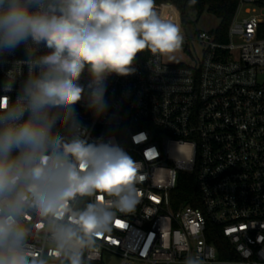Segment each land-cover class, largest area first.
Masks as SVG:
<instances>
[{
  "label": "built area",
  "instance_id": "1",
  "mask_svg": "<svg viewBox=\"0 0 264 264\" xmlns=\"http://www.w3.org/2000/svg\"><path fill=\"white\" fill-rule=\"evenodd\" d=\"M154 10L179 27V48L190 62H167L146 50L135 57L132 74L107 78L103 117L95 118L85 100L74 105L91 140L114 138L143 165L134 211L118 214L124 226L97 238L84 260L184 264L199 251L206 264H264V0H239L226 40L216 29L187 35L171 1L154 3ZM49 53L42 43L0 58V102H14L29 56ZM89 69L79 81L85 98ZM54 131L72 136L59 123ZM183 174H195L199 205L174 203ZM93 199L77 197L71 206ZM25 212L20 222L28 229L30 262L63 264L47 219Z\"/></svg>",
  "mask_w": 264,
  "mask_h": 264
},
{
  "label": "clouds",
  "instance_id": "2",
  "mask_svg": "<svg viewBox=\"0 0 264 264\" xmlns=\"http://www.w3.org/2000/svg\"><path fill=\"white\" fill-rule=\"evenodd\" d=\"M182 41L154 0H0V58L22 46L50 49L29 56L14 102H0V264H32L20 222L26 208L47 219L55 255L66 264H85V251L97 247L118 214L134 211L143 165L114 138L91 140L74 105L85 100L95 118L103 117L111 74L130 75L138 53L163 56ZM86 66L85 98L79 81ZM58 123L70 139L54 131ZM77 197L94 199L74 209ZM184 264H206V257L197 251Z\"/></svg>",
  "mask_w": 264,
  "mask_h": 264
},
{
  "label": "trees",
  "instance_id": "3",
  "mask_svg": "<svg viewBox=\"0 0 264 264\" xmlns=\"http://www.w3.org/2000/svg\"><path fill=\"white\" fill-rule=\"evenodd\" d=\"M171 1L174 3L181 13L182 20H185L187 9L192 7L197 15H201L207 11L219 18L220 22L216 28L218 38L226 40L228 28L238 6L239 0H154V3ZM143 53L138 54H144ZM198 196V187L195 174H183L176 191V199L174 203H191L199 205L198 200L194 199ZM66 264L65 258L62 259ZM85 264H102L100 262H87Z\"/></svg>",
  "mask_w": 264,
  "mask_h": 264
},
{
  "label": "rangeland",
  "instance_id": "4",
  "mask_svg": "<svg viewBox=\"0 0 264 264\" xmlns=\"http://www.w3.org/2000/svg\"><path fill=\"white\" fill-rule=\"evenodd\" d=\"M219 18L214 14L207 11L203 12L201 15H197L194 8L189 7L187 9L185 20H183V25L185 27L187 35L193 34L195 31H212L215 30L219 25ZM238 41V40H237ZM196 47L194 44H190V48ZM164 59L167 62H190V58L185 51L177 48L171 53L165 54ZM119 262L118 259L114 260V264Z\"/></svg>",
  "mask_w": 264,
  "mask_h": 264
},
{
  "label": "snow or ice",
  "instance_id": "5",
  "mask_svg": "<svg viewBox=\"0 0 264 264\" xmlns=\"http://www.w3.org/2000/svg\"><path fill=\"white\" fill-rule=\"evenodd\" d=\"M116 225L117 226H121V227H123L124 225L122 224V222L121 221H119V220H117V222H116Z\"/></svg>",
  "mask_w": 264,
  "mask_h": 264
}]
</instances>
